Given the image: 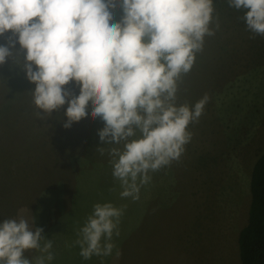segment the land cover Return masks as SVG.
Masks as SVG:
<instances>
[{
  "label": "rangeland",
  "instance_id": "374dc122",
  "mask_svg": "<svg viewBox=\"0 0 264 264\" xmlns=\"http://www.w3.org/2000/svg\"><path fill=\"white\" fill-rule=\"evenodd\" d=\"M213 6L215 34L205 36L192 69L182 74L176 101L192 108L207 95L208 102L188 125L192 138L180 159L150 173L138 200L120 196L109 151L123 144L100 141L105 122L92 119L91 102L73 130L63 127L68 104L54 110L51 141L42 136L35 84L23 69L26 50L10 31L0 36V45L15 43L13 57L0 65V223L34 218L53 242L50 264H240L237 237L247 223L250 173L264 153V36L247 30L245 10L228 0ZM111 11L119 22V3ZM65 88L79 95L75 81ZM97 203L124 209L120 235L111 255L84 260L73 242ZM40 255L24 253L33 264Z\"/></svg>",
  "mask_w": 264,
  "mask_h": 264
},
{
  "label": "clouds",
  "instance_id": "9594fccd",
  "mask_svg": "<svg viewBox=\"0 0 264 264\" xmlns=\"http://www.w3.org/2000/svg\"><path fill=\"white\" fill-rule=\"evenodd\" d=\"M117 3L123 16L113 23ZM228 5L245 10L253 38L264 36V0ZM213 12V0H0V36L10 31L26 50L23 69L35 84L37 118L67 103V129L89 115L91 102L92 119L105 122L100 141L123 144L109 151L120 196L138 200L150 173L180 159L192 138L188 125L199 121L208 102L205 95L192 108L176 103L178 81L192 69L205 36L215 34ZM14 47L0 45V65ZM72 81L80 86L78 96L65 88ZM123 213L112 203L93 206L74 242L84 260L112 254ZM43 232L34 218L3 220L0 264H33L24 256L30 249L42 253L35 264H50L53 242Z\"/></svg>",
  "mask_w": 264,
  "mask_h": 264
},
{
  "label": "trees",
  "instance_id": "16d2710c",
  "mask_svg": "<svg viewBox=\"0 0 264 264\" xmlns=\"http://www.w3.org/2000/svg\"><path fill=\"white\" fill-rule=\"evenodd\" d=\"M246 225L237 237L240 264H264V153L254 162L249 181Z\"/></svg>",
  "mask_w": 264,
  "mask_h": 264
},
{
  "label": "crops",
  "instance_id": "0c3cea01",
  "mask_svg": "<svg viewBox=\"0 0 264 264\" xmlns=\"http://www.w3.org/2000/svg\"><path fill=\"white\" fill-rule=\"evenodd\" d=\"M57 114L60 116V119H61V113H58ZM54 117H55V111H53L52 115L44 120H42L41 122L38 123L37 127L39 128H42V136L44 138H47L48 141H51V136H49V133L47 130H55V122H54ZM81 129H82V126H80ZM74 127L73 125L68 128L69 130H73ZM74 243V242H73ZM79 246V245H77Z\"/></svg>",
  "mask_w": 264,
  "mask_h": 264
}]
</instances>
